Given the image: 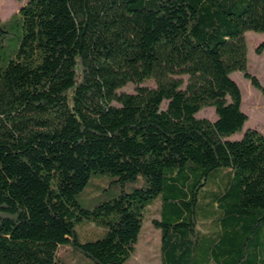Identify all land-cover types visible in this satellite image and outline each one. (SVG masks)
<instances>
[{
	"label": "trees",
	"instance_id": "16d2710c",
	"mask_svg": "<svg viewBox=\"0 0 264 264\" xmlns=\"http://www.w3.org/2000/svg\"><path fill=\"white\" fill-rule=\"evenodd\" d=\"M249 30L264 34V0H28L0 16V264H64L62 247L125 264L158 198L162 264H264V134L229 139L248 120L232 73L264 96ZM100 175L121 193L85 208ZM85 220L103 236L83 242Z\"/></svg>",
	"mask_w": 264,
	"mask_h": 264
},
{
	"label": "rangeland",
	"instance_id": "374dc122",
	"mask_svg": "<svg viewBox=\"0 0 264 264\" xmlns=\"http://www.w3.org/2000/svg\"><path fill=\"white\" fill-rule=\"evenodd\" d=\"M28 0H0V16L2 21H7L14 14L18 13L21 6ZM11 42L16 41L19 33L18 26H14ZM248 44V71L257 76L261 84L264 86V51L261 54L256 52V47L264 40V34L249 30L245 33ZM232 78L238 83L242 91V109L248 115L243 130L233 134L229 139H239L248 128L261 131L264 134V96L260 90L254 87L250 80L245 78L243 72L235 71ZM143 85L155 86L153 80H147ZM136 84L128 83L121 88L119 92H134ZM198 117H207L216 119L215 108L212 106L204 107L197 113ZM216 173H211L208 183L204 189L200 190L198 212L200 217L204 216L203 210L207 212L210 209L206 201L212 199L213 193L219 189L220 182L215 179ZM221 182L224 183V176ZM127 189H131L132 184L126 185ZM121 193V186L113 182V177L109 175L95 176L91 179L88 186L78 195L80 204L88 209H93L103 201L112 199ZM161 199L153 201L144 210L143 227L140 233L139 241L136 249L125 264H162L161 261V230L153 224L154 219H160ZM203 208V210H202ZM77 232L80 239L84 241L95 240L103 236L104 229L97 227L94 222L83 221L77 224ZM59 256L64 264H94L93 261L80 253L73 252L67 247L60 248Z\"/></svg>",
	"mask_w": 264,
	"mask_h": 264
}]
</instances>
